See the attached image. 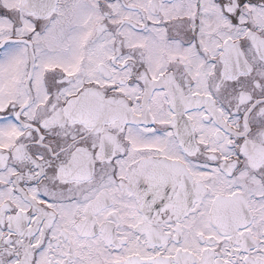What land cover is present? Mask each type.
<instances>
[{
    "label": "snow or ice",
    "instance_id": "6c2138e0",
    "mask_svg": "<svg viewBox=\"0 0 264 264\" xmlns=\"http://www.w3.org/2000/svg\"><path fill=\"white\" fill-rule=\"evenodd\" d=\"M0 264H264V0H0Z\"/></svg>",
    "mask_w": 264,
    "mask_h": 264
}]
</instances>
